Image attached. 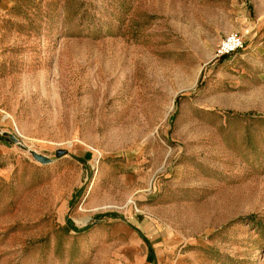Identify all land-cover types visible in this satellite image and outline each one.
Segmentation results:
<instances>
[{
    "label": "rangeland",
    "instance_id": "obj_1",
    "mask_svg": "<svg viewBox=\"0 0 264 264\" xmlns=\"http://www.w3.org/2000/svg\"><path fill=\"white\" fill-rule=\"evenodd\" d=\"M0 264H264V0H0Z\"/></svg>",
    "mask_w": 264,
    "mask_h": 264
},
{
    "label": "built area",
    "instance_id": "obj_2",
    "mask_svg": "<svg viewBox=\"0 0 264 264\" xmlns=\"http://www.w3.org/2000/svg\"><path fill=\"white\" fill-rule=\"evenodd\" d=\"M244 48V40L237 34L227 36L217 49L216 57L223 58L233 55Z\"/></svg>",
    "mask_w": 264,
    "mask_h": 264
},
{
    "label": "water",
    "instance_id": "obj_3",
    "mask_svg": "<svg viewBox=\"0 0 264 264\" xmlns=\"http://www.w3.org/2000/svg\"><path fill=\"white\" fill-rule=\"evenodd\" d=\"M3 136L6 137L8 140H10L12 143H15L19 146L21 145L20 141L15 136H13L11 134H7V133H4ZM31 153H32L33 157L35 158V160L42 165H48V164L52 163V160L45 157V156H42V155L34 153V152H31ZM66 155H67V151L60 150V151H57L56 158L60 159Z\"/></svg>",
    "mask_w": 264,
    "mask_h": 264
},
{
    "label": "crops",
    "instance_id": "obj_4",
    "mask_svg": "<svg viewBox=\"0 0 264 264\" xmlns=\"http://www.w3.org/2000/svg\"><path fill=\"white\" fill-rule=\"evenodd\" d=\"M98 197H96V204L95 205H98ZM144 230L147 231V233H150L151 235H155V239H154V244L155 246L157 247L158 250H161L163 248V246H167L169 243L170 244H174L172 241H168L169 239L168 238H165V240L162 239V234L160 232L158 233H155L154 230H156L154 228V225H152V223H149L147 225H145L144 227ZM157 235V236H156ZM149 253L146 252V259L148 257Z\"/></svg>",
    "mask_w": 264,
    "mask_h": 264
}]
</instances>
